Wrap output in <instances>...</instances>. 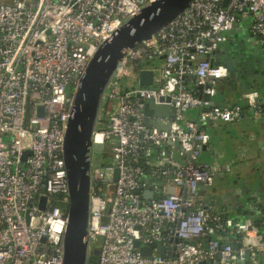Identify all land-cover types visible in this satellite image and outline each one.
I'll use <instances>...</instances> for the list:
<instances>
[{"label": "built area", "instance_id": "1", "mask_svg": "<svg viewBox=\"0 0 264 264\" xmlns=\"http://www.w3.org/2000/svg\"><path fill=\"white\" fill-rule=\"evenodd\" d=\"M153 1L0 0V264H62L68 202L62 148L73 93L97 47ZM222 1L192 0L150 40L129 47L109 81L92 135V145L108 148L111 160L89 172L87 237L100 240L89 264L264 260V227L255 218L264 192L251 205L253 226L248 214L225 218L205 192L221 168L217 156L202 159L210 139L204 127L236 125L243 106L263 112L257 90L241 92L243 104L213 101L228 71L212 55L240 16L250 17L264 48V0ZM147 70L152 85L120 92L123 78ZM163 106L168 116L158 115ZM193 109L196 120L185 119ZM155 118L170 122L169 129L146 125ZM146 190L153 198H143ZM135 241L155 242L164 253L156 247L143 253Z\"/></svg>", "mask_w": 264, "mask_h": 264}, {"label": "water", "instance_id": "2", "mask_svg": "<svg viewBox=\"0 0 264 264\" xmlns=\"http://www.w3.org/2000/svg\"><path fill=\"white\" fill-rule=\"evenodd\" d=\"M192 0H154L143 6L138 13L126 19L110 37L105 39L96 49L88 62V65L80 79V84L73 93L70 117L67 120L62 157L66 168L68 185V202L66 207V226L62 239V264H89L90 254L99 255L100 249L91 250L88 240L89 220V195H90V168L92 154L97 153L100 146L92 145V135L96 129L100 117L103 97L109 81L118 70L122 58L129 47L142 41H148L151 37L163 29L169 21ZM228 0H223L226 6ZM202 58V56H199ZM238 60V59H237ZM215 64L224 65L227 68V78L239 80L246 75L238 67H235L236 59H216ZM140 85H152V72L141 71L139 73ZM225 82V80H224ZM204 99H209L203 95ZM162 99V98H161ZM151 104H147L145 112L151 114ZM253 113L254 109L249 108ZM39 114H42V106H39ZM158 115L168 116L169 108L159 107ZM171 115V114H170ZM147 126L160 129H169L170 122L164 123L155 118L146 122ZM117 179V169L114 171L113 180ZM144 199L153 198L151 191H144ZM45 198L40 199L39 207L44 209ZM235 205V204H234ZM243 202H238L241 209ZM232 206L224 208L223 216L232 215ZM246 213V212H245ZM251 226L254 225V212L247 211ZM227 244V243H226ZM232 245V244H231ZM234 247V245H232ZM134 247L143 253H149L151 247H156L163 254L164 250L159 244L152 242L145 246L139 241L134 242ZM260 263L264 260L260 257ZM236 264H248L238 262Z\"/></svg>", "mask_w": 264, "mask_h": 264}, {"label": "crops", "instance_id": "3", "mask_svg": "<svg viewBox=\"0 0 264 264\" xmlns=\"http://www.w3.org/2000/svg\"><path fill=\"white\" fill-rule=\"evenodd\" d=\"M250 26V17L240 16L212 55L214 61L218 58L236 59L235 67L246 72L244 80L228 78L226 83L218 85L213 101L219 105L243 104L239 96L246 90H257L259 104L264 105V48L256 43ZM137 82L140 84L139 76ZM187 86L196 88L191 80L187 81ZM184 117L196 120L197 110L186 111ZM204 129L210 139L202 159L211 161L213 156H217L221 168L220 175L206 192L207 197L217 211L223 212L224 208L232 206V216L242 218L251 210L252 202L264 192V113H251L246 108L236 125L219 124L205 126ZM238 202L244 204L241 209L235 207ZM225 242L230 241L225 237Z\"/></svg>", "mask_w": 264, "mask_h": 264}, {"label": "rangeland", "instance_id": "4", "mask_svg": "<svg viewBox=\"0 0 264 264\" xmlns=\"http://www.w3.org/2000/svg\"><path fill=\"white\" fill-rule=\"evenodd\" d=\"M242 80L245 79L244 77H241ZM240 80V79H239ZM138 82L137 78L134 76L131 77H125L120 81L119 90L121 93H124L126 90H130L132 88H137ZM109 152V150H107ZM111 160V156L109 154H102V153H95L92 154L91 162L93 164V167H99L101 163L108 162ZM101 162V163H100ZM210 189H207L205 192L209 191ZM258 216V214L255 215V218ZM100 246V240H96L95 242H90V248L91 250L95 248H99Z\"/></svg>", "mask_w": 264, "mask_h": 264}, {"label": "trees", "instance_id": "5", "mask_svg": "<svg viewBox=\"0 0 264 264\" xmlns=\"http://www.w3.org/2000/svg\"><path fill=\"white\" fill-rule=\"evenodd\" d=\"M261 109L264 113V105L262 104L261 106ZM246 108L243 107L242 109V112L245 110ZM64 211L66 212V207H67V204H65L64 206H62ZM258 216L256 217L257 219V224L260 228H263L264 227V204H259L258 208H257V212ZM97 259V256L93 255L92 253L90 254V262L93 263L95 262ZM261 264V263H259Z\"/></svg>", "mask_w": 264, "mask_h": 264}, {"label": "flooded vegetation", "instance_id": "6", "mask_svg": "<svg viewBox=\"0 0 264 264\" xmlns=\"http://www.w3.org/2000/svg\"><path fill=\"white\" fill-rule=\"evenodd\" d=\"M227 79H228V78L225 79V83H226V80H227ZM223 82H224V81H223ZM107 150H109V149H108V148H105V149H102V150H101V149H98V150H97V153H102V154H104V155H105V154H109V155H110V152H108Z\"/></svg>", "mask_w": 264, "mask_h": 264}]
</instances>
